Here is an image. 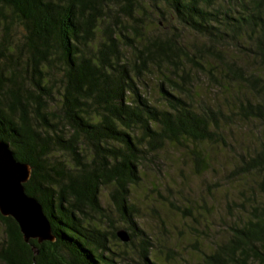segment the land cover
<instances>
[{
	"label": "trees",
	"instance_id": "trees-1",
	"mask_svg": "<svg viewBox=\"0 0 264 264\" xmlns=\"http://www.w3.org/2000/svg\"><path fill=\"white\" fill-rule=\"evenodd\" d=\"M0 139L32 166L26 191L56 235L27 243L0 212L1 264H117L104 224L117 214L134 245L133 189L191 144L196 171L221 175L211 203L184 208L202 216L193 257L159 260L146 241L145 264H264V0H0Z\"/></svg>",
	"mask_w": 264,
	"mask_h": 264
},
{
	"label": "rangeland",
	"instance_id": "rangeland-1",
	"mask_svg": "<svg viewBox=\"0 0 264 264\" xmlns=\"http://www.w3.org/2000/svg\"><path fill=\"white\" fill-rule=\"evenodd\" d=\"M159 25L161 30L163 23L160 22ZM164 29L170 34L177 33L180 40L189 46L193 43L198 44L196 36L188 29L173 30L171 25H165ZM204 82L203 85H206V81ZM155 87V82L147 83V89L153 96V100H157L158 97ZM203 91H207L205 94L210 99L209 102L212 97L218 95L216 90L211 89L209 85L203 88ZM218 98L223 105L227 101L223 100V95ZM224 110L228 109L225 107ZM191 148L192 144L189 147L169 146L160 152L158 157L153 158L154 161L151 160L152 164L147 167L141 185L132 191V200L137 209L135 219L143 233L134 238V245L124 246L126 242L121 239L118 238V241L111 239V246L114 250L125 252L123 257H116L117 264H145L146 261L141 256V252L143 242L146 241L152 246L151 254H156L159 260L166 261L168 257L170 260L174 257V259L183 261L193 257L191 242L197 235L195 227H202L197 224L195 217L202 219L198 213L199 210H202L206 202H212L208 195L207 185L219 180L221 175L211 170L197 172L190 156ZM218 158L220 159V155ZM153 184L157 186L154 189ZM109 191L110 188H103L101 202L111 209ZM216 197L221 199L219 203L221 205L220 191L216 193ZM186 206L197 209L198 212H195L197 215L190 216L184 209ZM112 217V220L104 224L106 229L112 231L114 225L117 227L116 232L125 229L126 224L117 214ZM148 259L151 260L152 257L148 256Z\"/></svg>",
	"mask_w": 264,
	"mask_h": 264
},
{
	"label": "water",
	"instance_id": "water-1",
	"mask_svg": "<svg viewBox=\"0 0 264 264\" xmlns=\"http://www.w3.org/2000/svg\"><path fill=\"white\" fill-rule=\"evenodd\" d=\"M32 166L16 159L9 144L0 139V212L13 217L19 224L24 240L29 243L54 242L56 235L42 203L26 191L25 183L30 179ZM117 236L124 242L130 241L126 229H120ZM38 252V249L34 247Z\"/></svg>",
	"mask_w": 264,
	"mask_h": 264
}]
</instances>
